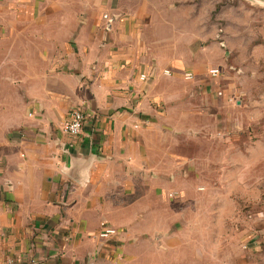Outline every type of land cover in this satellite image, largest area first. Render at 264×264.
I'll list each match as a JSON object with an SVG mask.
<instances>
[{"label": "crops", "instance_id": "crops-1", "mask_svg": "<svg viewBox=\"0 0 264 264\" xmlns=\"http://www.w3.org/2000/svg\"><path fill=\"white\" fill-rule=\"evenodd\" d=\"M164 48L118 1L0 0V264H264L263 213L199 222L183 192L170 120L209 62Z\"/></svg>", "mask_w": 264, "mask_h": 264}, {"label": "rangeland", "instance_id": "rangeland-1", "mask_svg": "<svg viewBox=\"0 0 264 264\" xmlns=\"http://www.w3.org/2000/svg\"><path fill=\"white\" fill-rule=\"evenodd\" d=\"M117 1L147 18L153 45L192 58L201 50L207 70L218 69L192 87L195 114L170 120L185 134L183 192L213 196L198 202L199 222L241 226L264 214V0Z\"/></svg>", "mask_w": 264, "mask_h": 264}, {"label": "built area", "instance_id": "built-area-1", "mask_svg": "<svg viewBox=\"0 0 264 264\" xmlns=\"http://www.w3.org/2000/svg\"><path fill=\"white\" fill-rule=\"evenodd\" d=\"M109 2H115L117 0H107ZM210 74L212 76H216L218 74V69L213 68L210 70ZM184 77L186 79H191L193 77V74L190 72H186L184 74ZM86 119V114L84 111H82L79 107H75L71 110L69 118L64 122L63 124V131L70 135H78L83 128L84 121ZM115 229L109 226H106L105 224L102 225V230L98 233L99 237L106 238L110 235H113L115 233Z\"/></svg>", "mask_w": 264, "mask_h": 264}]
</instances>
